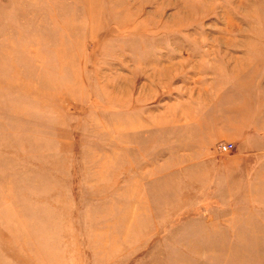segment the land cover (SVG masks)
<instances>
[{
  "label": "rangeland",
  "instance_id": "obj_1",
  "mask_svg": "<svg viewBox=\"0 0 264 264\" xmlns=\"http://www.w3.org/2000/svg\"><path fill=\"white\" fill-rule=\"evenodd\" d=\"M0 264H264V0H0Z\"/></svg>",
  "mask_w": 264,
  "mask_h": 264
},
{
  "label": "crops",
  "instance_id": "obj_2",
  "mask_svg": "<svg viewBox=\"0 0 264 264\" xmlns=\"http://www.w3.org/2000/svg\"><path fill=\"white\" fill-rule=\"evenodd\" d=\"M203 123V122H202ZM204 123L206 124V120H204ZM206 135V134H205ZM233 141H234V146L236 147V153H235V155H233L231 158L232 159H228V160H236V159H234L235 157L237 158V157H239V156H242V154H244L243 152H240L242 149H243V147H249L250 145H249V143H248V139H247V136H242V135H239V134H234L233 136H232V138H231ZM207 142H211V140L208 138V140H207ZM245 142H247L246 144H245ZM203 145H202V147H203V149H205L206 147V136H205V140L203 141V142H201ZM223 161H219V162H213V163H211L210 161H208V160H204V163L202 164L203 165V173H204V177H205V182H206V172L207 171H211V170H214L215 169V167H217L218 168V170L217 171H219L220 169H222V168H228V169H231L233 166H230V167H226L227 166V163L226 162H223ZM211 166H215V167H211ZM205 187V186H204ZM202 204H205L206 203V201H205V198H203V199H201V201H200ZM206 208V207H205ZM204 208V210H206Z\"/></svg>",
  "mask_w": 264,
  "mask_h": 264
},
{
  "label": "built area",
  "instance_id": "obj_3",
  "mask_svg": "<svg viewBox=\"0 0 264 264\" xmlns=\"http://www.w3.org/2000/svg\"><path fill=\"white\" fill-rule=\"evenodd\" d=\"M217 151L221 152H227L230 151L232 146L229 143H223L222 141H219L218 143L215 144L214 146Z\"/></svg>",
  "mask_w": 264,
  "mask_h": 264
}]
</instances>
